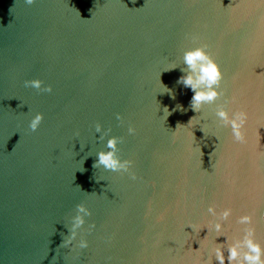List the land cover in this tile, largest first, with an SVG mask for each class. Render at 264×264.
I'll return each instance as SVG.
<instances>
[{
	"label": "water",
	"instance_id": "obj_1",
	"mask_svg": "<svg viewBox=\"0 0 264 264\" xmlns=\"http://www.w3.org/2000/svg\"><path fill=\"white\" fill-rule=\"evenodd\" d=\"M201 43L224 92L196 113L176 81ZM112 135L135 178L93 167ZM209 205L230 211L218 243L264 245V0H0V264H217Z\"/></svg>",
	"mask_w": 264,
	"mask_h": 264
},
{
	"label": "clouds",
	"instance_id": "obj_2",
	"mask_svg": "<svg viewBox=\"0 0 264 264\" xmlns=\"http://www.w3.org/2000/svg\"><path fill=\"white\" fill-rule=\"evenodd\" d=\"M34 0H25V3L32 4ZM195 39V37H193ZM182 65L180 68L182 73L178 77L176 83L182 84L183 87L189 88L192 91V96L189 101V107L196 113H200L205 104H212L216 98L223 94L224 90L219 88L221 81L224 79V72L215 60L214 57L207 51L206 44H197L196 46L186 48L183 51ZM178 65H172L166 70L174 69ZM42 81L40 79H28L24 81L25 86H30L41 91L50 92L51 86L44 85L42 87ZM165 91L171 94V89L164 86ZM177 107H181L177 105ZM167 115L168 109L165 108ZM43 113L37 112L32 116L29 122V128L35 131L41 120L43 119ZM214 116L219 124L230 127L234 139L237 141L242 140L241 126L245 121V114L243 112H236L229 117L228 112L222 106H217L214 110ZM194 117V116H193ZM191 117L188 123L192 120ZM119 119V114H117ZM102 125L96 124V132L101 133L102 138L104 133L101 132ZM129 134L135 132L134 126L129 125L127 129ZM123 140L121 136H109L105 142L104 149L96 152V159L93 162V167L102 166L105 170L110 171H124L129 172L130 175L135 178V172L131 171L132 161L129 159H122L118 155L117 145ZM82 171V170H81ZM207 212L214 219L209 220L208 223L203 226L208 229L209 233L214 234L212 241L208 248V261L215 260L217 264H264V245L259 241L253 239L250 233L246 234L245 238L241 241H235L228 244L226 240L222 243H218L216 238L223 235V222L227 220L230 215L228 209H224L220 212H216L213 206L209 205ZM91 214V211L85 206L84 203L76 205L75 215L71 217V224L69 227L68 243L77 236L78 229L85 224V218ZM250 221L248 215L241 216L239 222L247 224ZM194 231L198 234L200 228H196L192 224H189ZM224 236V235H223ZM203 238V239H204ZM88 246V241L84 238L79 240V247L81 249Z\"/></svg>",
	"mask_w": 264,
	"mask_h": 264
}]
</instances>
